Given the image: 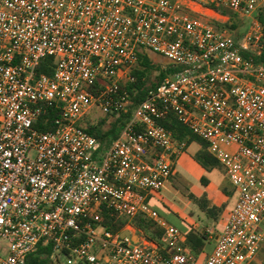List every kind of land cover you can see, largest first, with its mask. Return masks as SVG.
Returning <instances> with one entry per match:
<instances>
[{
    "label": "built area",
    "instance_id": "2783aa9c",
    "mask_svg": "<svg viewBox=\"0 0 264 264\" xmlns=\"http://www.w3.org/2000/svg\"><path fill=\"white\" fill-rule=\"evenodd\" d=\"M214 7L249 21L242 40ZM263 7L264 0H0V264H24L40 245L66 264H260ZM150 53L166 62L156 65ZM142 55L157 75L172 73L136 104L127 87ZM48 57L52 76L38 72ZM50 112L58 117L43 131ZM129 113L107 144L85 130L87 121ZM171 113L206 142L237 194L202 263L149 205L187 148L161 124ZM104 211L127 221L124 231L138 242L102 226ZM140 215L164 230L160 241L135 229Z\"/></svg>",
    "mask_w": 264,
    "mask_h": 264
},
{
    "label": "trees",
    "instance_id": "16d2710c",
    "mask_svg": "<svg viewBox=\"0 0 264 264\" xmlns=\"http://www.w3.org/2000/svg\"><path fill=\"white\" fill-rule=\"evenodd\" d=\"M174 1V0H171ZM218 12L227 15L230 17V23L227 25V28L235 30L238 27L237 16L231 12L221 9L219 7H214ZM259 21L264 26V7L260 10ZM54 59L52 57L46 58L40 68L38 69L39 73H45L48 76H52V64ZM264 61V54L260 59H256V62ZM155 71H158V67L152 63V60L148 55L140 56L139 63L136 69L133 71V75L136 77L137 81L134 84H130L127 89L130 91L132 97L134 98L135 103H140L146 99L147 93L155 89L168 74H171V71L168 72H159L154 80L152 76ZM138 90L136 96H134L133 91ZM131 113L127 115H120L117 118L111 117H100L97 120V124L91 126L89 122H86L85 130L96 137L103 143H109L112 140L116 139L130 119ZM49 119V124L47 127L40 126V129L52 130L53 121L58 117L57 112H50L47 115ZM45 118V117H43ZM168 131L172 132L175 140L179 142H185L187 145L197 142L201 145L200 152L196 155V162L206 171H211L213 169H222L221 165L217 160L208 152V146L206 142L196 137L187 126H185L174 114H169L161 123ZM203 183H207L206 179H203ZM222 191L225 195L230 196L231 192L228 187L224 186ZM185 196L191 201L194 205L197 206L199 211L204 213L206 217L217 222L219 215L223 212V208H217L212 206L207 200V196L203 195L198 198L193 194H185ZM101 225L107 228L112 233H120L124 231L128 225V222L125 220H120L116 216L112 215L110 212L104 211L102 213V222ZM132 225L137 231H141L147 238L160 241L164 230L159 226V224L153 220H150L142 215L136 217L132 221ZM186 247L197 259L201 258L204 254L207 243L210 241L209 234L207 232H200L194 228H190L186 233ZM52 246L42 247L41 245L38 249L30 254L24 264H61L55 263L52 260Z\"/></svg>",
    "mask_w": 264,
    "mask_h": 264
},
{
    "label": "crops",
    "instance_id": "0c3cea01",
    "mask_svg": "<svg viewBox=\"0 0 264 264\" xmlns=\"http://www.w3.org/2000/svg\"><path fill=\"white\" fill-rule=\"evenodd\" d=\"M200 150L201 145L197 142L187 145L185 153L178 159L175 165V174L170 183L160 194L154 195L149 199V205L154 207L160 199L166 200L167 198L170 200H168L169 202H178L179 206L176 208V214L186 227L185 230L180 231L185 234L190 228H194L200 232H204L205 227H208L207 232L216 230L217 234H215L213 240H210L214 241L216 245V240L222 231L223 222L229 218L230 213L236 205L237 194L231 183L227 180L223 168L206 171L196 162L195 157ZM203 179L207 180L206 184L203 183ZM185 184H191L194 187L193 192L196 193L189 192L187 194H193L198 198L206 195L207 200L212 206L223 208V212L219 215L217 222L206 217L204 213L199 211L196 205L189 201L185 196V191L180 188ZM224 186L228 187L231 192L230 196L223 193L222 188ZM205 258L206 256L202 259L199 258V262L202 263Z\"/></svg>",
    "mask_w": 264,
    "mask_h": 264
},
{
    "label": "rangeland",
    "instance_id": "374dc122",
    "mask_svg": "<svg viewBox=\"0 0 264 264\" xmlns=\"http://www.w3.org/2000/svg\"><path fill=\"white\" fill-rule=\"evenodd\" d=\"M237 24L238 27L235 30H232L233 35L235 36V38H237L238 40H242L245 36V34L248 31L249 28V21L247 19L245 20H241L240 18L237 17ZM150 56L153 60H155L154 62H159V63H165L166 59H164L163 57L150 53ZM158 65V63L156 64ZM157 76V72L155 71L153 76H152V80H154ZM193 151V150H192ZM191 152V150H190ZM192 153V152H191ZM190 153V154H191ZM181 178V175H180ZM180 187V186H179ZM183 191H185V193H194L196 194L194 191V187L191 184H185L184 186L180 187ZM169 199L167 198L166 200L164 199H160L159 202L156 203V205L154 207L150 206V209L152 212H155L158 220L162 221L164 224L169 225V226H174L176 228H178L179 230H185V225L181 222V220H179L177 214H176V208L179 206L178 202L176 201H168ZM208 229V227H205L204 231L207 232L206 230ZM215 229V228H212ZM215 234H217L216 230H214ZM133 233L135 235H137L136 231H133ZM215 248V242L214 241H209L206 245L204 254L201 256V259L204 258L205 256H208L209 254H211L213 252ZM68 261V258L66 257H62L61 258V263L62 264H66ZM259 263L260 264H264V247L262 249V252L260 254L259 257Z\"/></svg>",
    "mask_w": 264,
    "mask_h": 264
},
{
    "label": "water",
    "instance_id": "95a60500",
    "mask_svg": "<svg viewBox=\"0 0 264 264\" xmlns=\"http://www.w3.org/2000/svg\"><path fill=\"white\" fill-rule=\"evenodd\" d=\"M121 236L124 237H131L134 243L138 242V237L137 236H132L129 231H124Z\"/></svg>",
    "mask_w": 264,
    "mask_h": 264
}]
</instances>
